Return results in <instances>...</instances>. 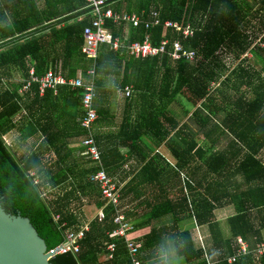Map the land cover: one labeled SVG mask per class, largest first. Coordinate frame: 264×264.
Returning a JSON list of instances; mask_svg holds the SVG:
<instances>
[{
  "label": "trees",
  "instance_id": "16d2710c",
  "mask_svg": "<svg viewBox=\"0 0 264 264\" xmlns=\"http://www.w3.org/2000/svg\"><path fill=\"white\" fill-rule=\"evenodd\" d=\"M121 1L110 0V4ZM131 6L142 20L157 12L162 22L190 26V35L163 26L147 31L140 26L132 40L141 42L148 33L154 45L167 38L169 44L180 42L184 49L196 52L195 65L182 59L173 63L177 69H167L166 85L175 98L177 93L170 91V86L176 84L173 75L178 74V95L188 93L186 104L193 107L190 114L199 132H192L188 122L181 124L168 112H159L158 106H150L140 110L135 123L126 119L116 136L93 135L109 176L119 175L132 155L139 163L138 171L119 180V202L113 207L100 187L90 182L93 164L69 147L67 138L85 136L84 131L72 135L53 122L63 115L75 119L79 112L85 117L83 91L67 89L61 100L48 91L40 98L36 85L34 97L23 100L19 84L3 82L12 77L13 70L19 69L27 77L33 65L41 76L58 62L63 76L75 78L79 66L72 64L78 59L88 25L87 19H78L89 15L90 8L84 0H0L2 207L12 216L29 220L47 250L65 243V235L83 225L78 210L88 204L96 211L104 210L103 220L94 217L90 222L80 252L56 256L51 264H131L125 239L109 235L119 226L114 223L117 214H123L135 230L150 228L137 243L141 264L153 261L159 246L175 250L187 264H264V254H256L264 240V165L258 159L264 148V49L254 46L257 33L264 30V0H135ZM109 25L116 37L119 29L111 22ZM222 50L227 52L226 58L234 55L231 65L218 54ZM249 51L256 60L254 67L246 66L249 59L243 57ZM113 59L120 56L103 49L99 72ZM133 86L139 90L142 84ZM19 114H23V123L16 120ZM97 115L96 123H103V112ZM37 117L40 122L33 120ZM15 132L24 142L35 137L38 144L19 153L5 140ZM199 135L208 139L210 146L201 144ZM163 146L176 164L155 152ZM49 185L59 192L47 194ZM175 186L180 194L172 198L170 188ZM231 204L236 211L227 217V236L218 211ZM191 220L198 227H208L212 243L208 250L184 225ZM239 240L246 245L245 255L238 254ZM110 245L115 246L113 252Z\"/></svg>",
  "mask_w": 264,
  "mask_h": 264
},
{
  "label": "crops",
  "instance_id": "0c3cea01",
  "mask_svg": "<svg viewBox=\"0 0 264 264\" xmlns=\"http://www.w3.org/2000/svg\"><path fill=\"white\" fill-rule=\"evenodd\" d=\"M124 2H129V3H124ZM131 2L135 4V0H122L118 4H110L111 2L109 0L110 9H112L113 11H115L116 13L121 14V15L135 16L139 20V23L137 25H134L132 22H129V21H122L119 23L109 21L107 23L106 27L109 28L108 30H110V33L112 34L113 39L115 40V42H117L119 44L120 47L117 50H115L112 48V46L105 44L102 47H100L99 55H101V52L103 49H106V53H113L116 55L118 54L120 56V59H117V60L113 59L111 62H108L107 65L103 66L104 70L102 72H99V69H100V65L98 63L99 59L93 60V59L88 58L84 54L83 48L86 45L85 38H84V43L81 47L80 54H78L76 57L78 59L76 60V63L72 64L74 66H79L77 69V72H76L77 74H76L75 78H66L65 76H63L62 72H61V62H58L54 66L50 67L41 76L37 75L36 69L34 68L33 65H31L29 67V73H28L27 77L22 76V73H20V70L17 69L16 71H18L21 74V79L15 80V78H13V77H11V78L6 77L5 79H3L4 83L5 82L8 83V81H10V82H14V83H17L20 85L18 92H19V96L22 97L23 100H25L26 98H29V97H32V98L34 97V89H35L36 85H37V93L39 94V97L43 98L46 95L45 94L44 96H42L40 94L38 84H33V86L31 87V89L28 92H24V94L21 93L25 82L31 78V73L33 70L38 77H42L47 72L53 71L56 74L61 75L66 80L81 79L83 82L92 83L95 86L96 91H95V98H94V103H93L94 108L93 109L96 113L97 112H103V115L105 118L103 123H100V124L96 123L92 132L86 133L85 129L82 126V122L84 120L83 118H85L84 115L82 114V112H79L75 119H70L69 117L67 118L65 115H63L59 122H57L54 118H53V122L56 125V127H58V129H60L61 131L66 130L68 133H70L72 135L75 134L74 132H76V130H83L84 131L85 136H82L79 138H76V137L75 138H69V137L67 138L68 141H70L69 147L71 149H74L75 155L80 154L81 156H86L85 158L93 164L92 166H94L95 171L91 174L89 179H90V182L99 186L101 191H102L101 184L99 182H93L91 179L95 173H97L98 171H104L107 174V176L110 179H112V181L118 187V185H121V184H119V180H122V178H125V177L128 178V175L130 173L138 171V169H139L138 164L139 163L136 159V156L132 155L131 158L127 162H125L123 167L118 171L117 174H119V175L115 176V174H113V176H115V177L109 176L108 172L105 170V167H104V163H103V159H102L103 156H102V152H101L100 148H99V150L101 152V162L93 163L91 161V159L88 157L87 149L83 146V141H84L85 137H87V136L90 137L91 135H92V137H93V135L95 137L97 134H100L103 137L116 136L120 132L121 126L126 119H129L130 122H132V124L135 123L134 119H135L136 115L139 114V112L142 108L147 109L151 106L150 107V109H151V108H156V106H158L159 112H168L171 116L175 115L176 117L179 114V112H178L179 106H181V110H184V107H182L181 102H179L180 100H182V98H185L184 91H181L179 93V95L177 92V81H178V77H179L178 74L173 75V76H175L176 84L175 85L171 84V86H170V91L173 90V91H175V94L177 93L175 98H173L172 94L170 92H168L167 85H166V80L168 78L167 77V69L168 68L177 69V66L173 63L179 62L180 60L172 59L168 53L160 54L157 56H149V57L147 56V57L136 58L134 55H132L130 53V49H129V47L132 44L143 43L147 38H148L150 44L154 47L160 46L161 42H163V41H170L167 38H163V39H161V41L158 44L154 45L152 43L151 36L148 33L144 34V38L141 42L140 41H133L132 40V37L134 36L133 32L135 31V29L139 28L140 26L143 27L144 30H146V31L149 30L151 27L163 26V29H173V30H176L177 32H181V31H178L177 28L166 27L165 23L171 22V23H177L180 26H183V25H181L179 22H172V21L162 22L159 19V14L157 12L149 13L148 18L146 20H142V17L140 15H138L136 12H134V10H131V7L133 8V6H135V5L131 6ZM125 7H127V8H125ZM83 19L88 20V25L85 28L91 26L92 20H93L91 13H89V15L81 16L78 19V21H81ZM155 21H158L157 25L152 24ZM110 22L114 26H116L117 29H119V31H120V33H118L116 37L114 35L116 32L113 33L112 28H111L112 26L109 25ZM146 24L149 25L148 28L146 27ZM185 27H188V26H185ZM263 31L264 30L258 32L257 36L260 35ZM83 35H84V33H83ZM171 44H169V45H171ZM103 47H106V48H103ZM259 49H262V48H259ZM82 56H83V60H82ZM124 56H126V57H124ZM163 57H167L168 60L164 61V62L161 61L160 59ZM99 58H100V56H99ZM154 58H157V59H154ZM146 59H147L146 62L142 61V60H146ZM82 61L87 65V67H88L87 70L83 69L84 64L82 63ZM86 61H88V64L86 63ZM187 62L190 63L191 65H195L197 63V60L194 63H192L191 61H187ZM227 64L231 65V63H227ZM247 65H249L250 67L256 66L252 63H247L246 66ZM144 70H146V73ZM148 72H150V73H148ZM138 73H139V75H138ZM11 74H12V72H11ZM149 74H151V75L149 76ZM109 76L112 78H116V81L114 82L113 86L111 85L110 80L108 81V79H107V77H109ZM263 79H264V72H262V80ZM6 80H8V81H6ZM134 84H137V85L142 84V86H140L139 90H135V87L133 86ZM67 89H69L72 92L79 91V90L71 89V87H69V86H59L54 91H51V90H48V91L52 92V96L54 98H59L61 100L62 99V93L66 92ZM126 90L130 92V95L128 97H126V95H125ZM251 95H252V93H250V97H251ZM173 99H175V100H173ZM170 100H173L172 103L167 105V102ZM23 114L25 115V113H23ZM189 114L190 113H188L187 115H189ZM19 115H21V114H19ZM33 120H35V121L38 120L40 122L38 117L33 119ZM98 120H99V117H98ZM43 122H44V120H43ZM8 135H10V134H8ZM6 136H5V138H6ZM33 139H36V138L33 137ZM72 140H78L79 147L78 146H72V144H74V142H72ZM37 142H38V140L36 139L34 145L38 144ZM14 145L17 148V144L15 143ZM155 150H157V151H155L157 153L160 152V153L164 154L172 163L176 161L175 158H172L168 154V152L166 151V148L164 146L156 148ZM51 156L54 157L53 155H51ZM46 158H49V157H46ZM258 159L260 160L262 165H264V148L259 152ZM173 164H176V163H173ZM96 168H97V170H96ZM31 175L35 177V183H37V182L39 183L40 179L35 176L34 171L31 172ZM237 179L239 181L242 180L241 177H238ZM262 181H263L262 184H264V178L262 179ZM242 189H244V191H245L246 186L242 185ZM58 192H59V188H53L49 185V188L47 189V194L50 193L53 195V194H57ZM232 205L233 204L226 206L225 208H221L220 211H218V214L228 213V215H230V214L234 213L236 211V208H235V206H232ZM234 205H235V203H234ZM86 208H87V212H88L89 205L84 206L82 209L78 210V212H77V216L79 217L80 222L83 224L79 227L78 231L81 228H83L86 224H88L90 226V222L93 220L94 217L97 216L98 211L94 212L96 210L95 206H93L91 208V210L89 211V213L87 215H86ZM191 221H192L191 225H194L193 227L197 228L199 231L201 229L202 232L207 233V236L209 237V240H210V232H209L208 227H206V226L198 227L194 220H191ZM185 224H187V223H185ZM221 226H222V224H221ZM222 228H223V230L225 229V227H223V226H222ZM138 230L136 228L134 234ZM149 232H150V228H149L148 233ZM148 233L143 234L142 236H140L138 238H134L135 243L136 244L140 243L141 240L143 239V237L145 235H147ZM225 235H227L226 231H225ZM262 236L264 239V230L262 231ZM194 239H195V237H194ZM195 240L197 241V239H195ZM261 245H264V240L261 242ZM154 251H155V258L153 259V261L148 262V264H167V260H169L171 258L172 259H178L176 253H175V255H176L175 257L169 256L167 254V249H165L163 246L157 247ZM173 252H176V251H173ZM139 253H140V251H139ZM147 254L150 256V252ZM105 259L106 258L104 257L103 260H105Z\"/></svg>",
  "mask_w": 264,
  "mask_h": 264
},
{
  "label": "built area",
  "instance_id": "2783aa9c",
  "mask_svg": "<svg viewBox=\"0 0 264 264\" xmlns=\"http://www.w3.org/2000/svg\"><path fill=\"white\" fill-rule=\"evenodd\" d=\"M90 8V13L92 14V24L91 26L85 28L84 38L86 45L83 48L84 54L93 60L99 59L100 47L107 44L112 46L113 49L117 50L120 46L113 39L109 28L106 27L109 21L119 23L122 21L132 22L134 25L139 23V20L135 16L121 15L110 9L109 0H84ZM152 24L157 25L158 21ZM166 27L177 28L178 31H184L185 35H190V26L183 27L177 23L166 22ZM148 28L149 25L146 24ZM254 46L264 49V31L258 36L254 42ZM130 53L136 58L138 57H149L157 56L160 54L168 53L172 59L175 60H186L194 63L196 61V52L184 49L180 42H175L169 45L168 41L161 42L160 46L154 47L150 44L148 38L143 43H134L130 47ZM170 49V50H169ZM244 58H253L252 52H247L243 56ZM33 84H38L40 94L44 96L48 90L54 91L59 86H69L71 89L82 90L83 91V108L86 113L85 118L82 122L84 129L88 132H92L97 120L98 115L94 111L93 103L95 98V86L92 83H85L81 79L76 80H66L61 75L56 74L53 71L47 72L44 76L38 77L34 70L31 73V78L25 82L22 94L28 92ZM126 97L130 95L129 91H125ZM83 146L87 149V154L91 160L96 162H101V152L99 147L92 137V135L83 141ZM93 182H99L102 187V194L106 200L113 206L116 207L119 202L118 187L110 179L104 171H98L92 176ZM99 221L105 218L104 210H99L97 216ZM114 223L119 225L118 228L109 235L111 237L124 238L126 241L127 249L132 257L131 264H141L138 260V246L134 241V227L125 221V216L123 214H117L114 218ZM90 226L86 224L83 228L76 232H69L65 235V243L60 244L52 249L47 250V254L53 253L49 256L50 259L66 254H78L80 252V242L85 238L86 233L89 231ZM241 245L238 252L239 255H245L247 253L246 245L242 240H239ZM114 245H110L108 249L114 251ZM264 253V245H261L257 250L256 254L261 256ZM235 259H231L234 262Z\"/></svg>",
  "mask_w": 264,
  "mask_h": 264
},
{
  "label": "water",
  "instance_id": "95a60500",
  "mask_svg": "<svg viewBox=\"0 0 264 264\" xmlns=\"http://www.w3.org/2000/svg\"><path fill=\"white\" fill-rule=\"evenodd\" d=\"M52 254L29 220L8 214L0 203V264H51Z\"/></svg>",
  "mask_w": 264,
  "mask_h": 264
},
{
  "label": "rangeland",
  "instance_id": "374dc122",
  "mask_svg": "<svg viewBox=\"0 0 264 264\" xmlns=\"http://www.w3.org/2000/svg\"><path fill=\"white\" fill-rule=\"evenodd\" d=\"M124 3H129V2H124ZM125 8H127V7H125ZM218 54H221L223 57H225V61L226 62L229 61V63L232 62L233 57H234V55H232V53H231V54L227 55V58H226L225 55L227 54V52H225V50L219 51ZM248 63H252V64L256 65V60L254 59V57L253 58H250L248 60ZM12 77L15 78V80H18V79H21V74L18 71L14 70V71H12ZM107 79H108V81L110 80V83L113 86L114 85V82L116 81V78H112V77L109 76V77H107ZM184 96H185V98H182V100L179 101V102H181L182 107H184V110H181V106H179L178 107V112H179L178 116L176 117L175 115H173L172 117L173 118H176L181 124H185V123L188 122L190 124V128H191L192 132L198 133L199 132V129L196 126L195 122H193L191 115L190 114L187 115L188 113H191L192 114V112H193V107L186 104V100H189V95H188V93L185 92L184 93ZM189 111H191V112H189ZM21 116H22V114L18 116L19 118L16 117V120L18 122L21 121L23 123V119L21 120ZM19 135L20 134H18V132L17 133L16 132L15 133H12L10 135H7L6 138H5V140H6V142L8 144H11V143L15 144L16 143L19 153H24L26 150H30V148L33 147L36 139H33L32 138V139L28 140L27 142H24V141L21 140V138H20ZM198 140H200V143L201 144L206 145V146H210V144H211L208 141V139H205L203 137V135L202 136L199 135L198 136ZM72 142H74V144H72V146H78L79 147L78 140H72ZM176 187L177 186H175L173 188H170V191H171V194H172L171 195L172 198L173 197H176V196H179V194H180L179 193L180 192L179 191V186L177 188ZM173 192H175V194H173ZM88 205H89V210L87 212V208H86V215L89 213V211L93 207V205H90V204H88ZM94 212H96V210ZM228 216H229L228 213H224V214H219L218 215V218L221 220L222 226L225 227L224 230L226 231L227 236L230 235L229 225H228V222H227V217ZM191 222L192 221H189L188 224H184V225L186 227H188V226L190 228L192 227L191 228V231H192L193 237H195V239H197V242L198 243H201L202 245L206 246V248L208 250L209 247H211V244L212 243L209 240V237L207 236V233L202 232L201 229H200V231H201L200 232L197 228H194L193 227L194 225H191ZM148 231H149V228L139 229L134 234V237L135 238H138V237L142 236L143 234L148 233ZM173 251H175V250L168 249L167 250V254L169 256H171V257H175L176 256L175 255L176 252H173ZM167 264H187V263L184 260L180 259V258H178V259H172L171 258V259L167 260Z\"/></svg>",
  "mask_w": 264,
  "mask_h": 264
}]
</instances>
